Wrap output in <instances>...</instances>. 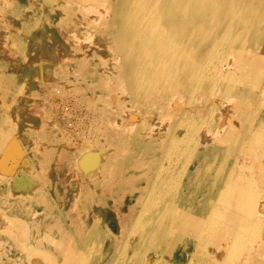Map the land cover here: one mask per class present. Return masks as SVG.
Listing matches in <instances>:
<instances>
[{"label":"rangeland","instance_id":"1","mask_svg":"<svg viewBox=\"0 0 264 264\" xmlns=\"http://www.w3.org/2000/svg\"><path fill=\"white\" fill-rule=\"evenodd\" d=\"M99 2L0 0V264L120 260L158 198L151 187L144 189L155 157L146 147L173 144L163 164L166 175L182 184L192 152L207 143L206 135L198 139L199 129L217 117L213 108L201 120L178 114L176 140L168 142L173 116L161 109L180 95H204L211 106L227 101L209 88L228 62L224 47L215 48L201 72L188 75L190 67L182 64L179 76L162 81L122 48L125 39L115 35L111 14L115 2H100V8ZM253 63L260 69L264 58ZM158 119L166 123L162 128ZM218 133H209L210 139ZM215 153L212 161L224 175L232 164L225 152ZM237 159L248 168L263 162ZM191 169L186 199L196 188L200 204L210 172L197 162ZM253 182L250 201L264 218V166ZM180 235L179 263L187 264L192 242L185 239L193 238ZM166 248H145L143 264L171 257Z\"/></svg>","mask_w":264,"mask_h":264},{"label":"bare ground","instance_id":"2","mask_svg":"<svg viewBox=\"0 0 264 264\" xmlns=\"http://www.w3.org/2000/svg\"><path fill=\"white\" fill-rule=\"evenodd\" d=\"M107 1L115 2L111 11L115 17L114 32L125 39L124 51L133 61L141 58L146 68L162 81L179 76L182 70L177 69L178 65L189 66L188 75L201 72L203 66L206 69L219 46L226 50L228 61L219 83L209 86L210 92L215 90L225 95L227 101L211 106L204 95L199 99L180 95L161 109L162 113L171 111L173 116L166 128L168 142L176 140L178 114L187 117V121L189 118L201 120L203 112L213 108L217 117L215 122H206L205 128L199 129L198 139L202 141L206 135L207 143L192 152L182 184L166 175L163 164L174 150L173 144L171 147L169 142L170 147L156 149L146 147L155 157L143 188L151 187L148 190L157 193L158 198L153 200L156 204L151 212L137 224L140 233L125 248L128 252L113 263L143 264L145 248L168 247L171 257L163 263L150 264H180L177 249L180 234H185L193 238L185 239L192 242L187 264H264V218L258 217L257 207L254 211L250 201L256 170L264 166V146H261L264 143V66L259 69L253 63L264 58V0H100L103 4ZM173 85L171 81L170 87ZM154 93L160 96L157 90ZM201 122L194 120L193 125ZM156 123L157 128L166 124L160 119ZM217 130L219 133L212 141L209 133ZM229 144L234 146L228 147ZM217 149L225 152L232 164L224 175L221 174L223 167L215 166L212 161ZM239 154L263 162L256 161L248 168L243 160L237 159ZM194 162L205 173L210 172L209 189L200 197L203 200L200 204L194 196L199 193L196 188L190 192L192 198L186 199V193L193 187V169H188ZM220 176L224 178L218 187ZM220 228L227 229V235H222ZM109 261L104 264H113Z\"/></svg>","mask_w":264,"mask_h":264}]
</instances>
